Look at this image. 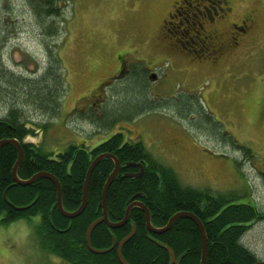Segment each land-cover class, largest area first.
<instances>
[{
    "label": "rangeland",
    "instance_id": "1",
    "mask_svg": "<svg viewBox=\"0 0 264 264\" xmlns=\"http://www.w3.org/2000/svg\"><path fill=\"white\" fill-rule=\"evenodd\" d=\"M229 1L224 20L217 17L219 34L226 40L229 22L245 19L248 35L220 59L207 55L214 64L206 49L189 53L186 37L164 28L179 0H58L60 15L42 21L22 0H0L2 69L36 80L52 63L65 82L58 113L45 114L20 94L6 95L13 93L0 79V118L15 106L27 121L48 124L26 140L54 154L120 133L172 167L182 185L264 211V0ZM119 57L132 73L110 83ZM134 74L144 78L142 95ZM38 224L37 216L0 223V264H68L39 248ZM241 242L264 260V217Z\"/></svg>",
    "mask_w": 264,
    "mask_h": 264
},
{
    "label": "trees",
    "instance_id": "2",
    "mask_svg": "<svg viewBox=\"0 0 264 264\" xmlns=\"http://www.w3.org/2000/svg\"><path fill=\"white\" fill-rule=\"evenodd\" d=\"M22 2L39 21L60 15L58 0ZM1 29L0 24V33ZM46 29L50 34L54 31L52 25ZM0 75L5 89L13 93L5 92L9 97L20 94L26 104L36 110L45 114L58 113L65 82L62 75L55 72L52 63L36 80L15 77L1 66ZM143 79L142 74H134L133 81L141 95L145 90ZM138 96L135 95L136 99ZM129 102L123 106H130L132 103ZM47 125L37 126L27 121L21 109L11 106L0 118V140L13 139L20 144L23 151L17 168L20 180H28L39 172H47L57 179L64 210L72 212L80 205L84 178L93 159L100 154H112L119 164H143L144 171L140 177L131 178L123 175V171L128 170L125 167L115 176L106 195L109 221H120L129 199L135 196L134 200L141 202L149 211L150 223L155 228L164 227L178 212L195 215L205 231V264H255L263 261L241 242L249 225L264 217V211L254 203L236 204L222 194L182 185L172 167L153 159L141 142H123L120 133L89 150L69 145L56 154L44 151L41 145L25 141ZM243 149L249 153V150ZM16 158L17 150L13 144L0 147V223L8 225L20 219L31 221L37 216V244L47 253L68 264H121L116 255L117 245L111 248L112 237L119 243L134 225L133 236L121 247V255L128 264H169L170 255L161 245L174 253L176 264L200 263L201 237L193 221L180 217L164 233L153 234L147 230L144 214L138 207L131 208L128 221L119 228L110 229L100 222L92 229L89 237L91 247L106 252L94 254L87 248L86 230L102 215V188L114 166L110 158L101 159L93 168L86 206L80 215L72 219L59 213L55 188L49 179L40 177L29 185L13 182L11 169ZM131 170L137 171L135 168Z\"/></svg>",
    "mask_w": 264,
    "mask_h": 264
},
{
    "label": "flooded vegetation",
    "instance_id": "3",
    "mask_svg": "<svg viewBox=\"0 0 264 264\" xmlns=\"http://www.w3.org/2000/svg\"><path fill=\"white\" fill-rule=\"evenodd\" d=\"M230 10L231 7L229 0H179L174 8L175 14L170 16L172 20L170 22L165 20L164 28L169 26L174 35L177 34L176 32H178V34L180 35V39L181 36L186 37L188 43L192 45V50H189V53L200 54V51H202L204 48L208 52V54L206 53L204 59H208L209 63L218 64L219 60H216L217 58H221L222 56L224 57L226 55L227 49L230 51L234 48H239L246 41L245 39L241 38H244L246 37V35H248L247 29L250 26V21L244 19L240 22L241 26L233 22H229L230 30L227 34V39L224 40L221 37L216 28V24L218 23L217 17L220 18L218 20H224L225 14ZM168 23L169 25H167ZM206 24L211 25L210 31H207L205 29ZM175 29L180 30L176 31ZM209 54L210 56L216 57V61H213L214 59L212 57H208ZM198 62L201 63L202 61L200 60L197 61V63ZM128 73L130 74L132 72H128V69L124 67V63L120 60L119 57V66L110 76L112 77V81L109 82L112 83L113 80H119L123 77H128ZM101 85L99 83L96 88H98L99 86L101 87ZM103 89H106V87L103 86ZM26 139V142H30ZM171 140H169L168 142L172 145L174 142ZM129 166L130 165H128L127 163L119 164V170L117 174L120 171L124 170L122 168L128 167V170H126L125 172L123 171L124 176L138 178L142 175L144 171L143 164L138 163L132 165L131 167ZM131 168H135L137 169V171L131 170Z\"/></svg>",
    "mask_w": 264,
    "mask_h": 264
},
{
    "label": "water",
    "instance_id": "4",
    "mask_svg": "<svg viewBox=\"0 0 264 264\" xmlns=\"http://www.w3.org/2000/svg\"><path fill=\"white\" fill-rule=\"evenodd\" d=\"M149 78H150V80L154 81L156 76H155V74H151L149 76ZM7 143L13 144L17 150V158H16V161H15V163L11 169V175H12L13 182L16 184H19V185H29L30 183H32L33 181H35L37 178H40V177H45V178L49 179L55 188L57 209L63 217L68 218V219H72L74 217H77L84 210L86 203H87V197H88L89 179H90L91 172H92L93 168L95 167V165L103 158H110L113 161V163H114L113 169H112L111 173L108 175V177H107V179L103 185V188H102L101 204H100L102 207V215L100 218H98L97 220H95L94 222H92L89 225V227L87 228L86 233H85L86 246L92 253L101 254V253H104L107 251V250H96V249H93L91 247L90 242H89V237H90V233H91L92 229L100 222H104V224L110 229L119 228L128 221V215H129L131 208L138 207V208H140V210L144 214L145 224H146L147 230L153 234L164 233L165 231H167L171 227L173 222L177 218H180V217H186V218L190 219L191 221H193L195 223V225L197 226L199 233H200V237H201V259H200L199 264H205V257H206L205 231H204L203 225L200 222V220L195 215H193L192 213L178 212V213L174 214L168 220L167 224L164 227L155 228L150 223V215H149V211L147 210V208L141 202L134 200L135 196H133L132 198L129 199L128 205H127L125 212H124V216L120 221L111 222L108 220L107 205H106L107 190H108L109 185L111 184V182L113 181V179L115 178V176L119 170V161L112 154H107V153L100 154L93 159L89 168L87 169V172H86V175L84 178V182H83V186H82L81 203L76 210H74L72 212H68V211L64 210V208L62 206L60 185H59V182L57 181V179L53 175H51L47 172H39V173L34 174L28 180H20L17 177V168L20 165L21 160L23 158V151H22L20 144L16 140H13V139L12 140L11 139L0 140V147L4 144H7ZM127 164L130 166L135 165L133 163H127ZM134 232H135V226L132 225L131 232L125 238H123L119 243H117L115 238L112 237L111 248H113L117 245L116 255H117L118 261L121 264H128L123 259L122 255H121V247L123 246V244L126 241H128L133 236ZM161 247L164 248L170 255L169 264H176V259H175L174 253L168 247H166L164 245H161ZM255 264H264V260L261 262H256Z\"/></svg>",
    "mask_w": 264,
    "mask_h": 264
}]
</instances>
